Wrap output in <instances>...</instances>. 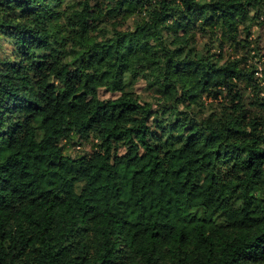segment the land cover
Returning a JSON list of instances; mask_svg holds the SVG:
<instances>
[{
    "label": "trees",
    "instance_id": "1",
    "mask_svg": "<svg viewBox=\"0 0 264 264\" xmlns=\"http://www.w3.org/2000/svg\"><path fill=\"white\" fill-rule=\"evenodd\" d=\"M256 24L264 0H0V264H264Z\"/></svg>",
    "mask_w": 264,
    "mask_h": 264
},
{
    "label": "rangeland",
    "instance_id": "2",
    "mask_svg": "<svg viewBox=\"0 0 264 264\" xmlns=\"http://www.w3.org/2000/svg\"><path fill=\"white\" fill-rule=\"evenodd\" d=\"M132 24V18L128 19L126 24L122 27H126L127 25L130 26ZM189 34V29L186 32V35ZM250 48L254 47L255 49H250L248 52L249 55V64H251L253 61L256 62L258 66H261V53L264 50V24L263 25H252L251 26V34H250ZM210 39H207L206 37L203 36H197V47H203L207 44H209ZM9 45L7 43H4L3 48L6 49ZM259 47L260 51H258L256 48ZM214 48L212 47V50ZM213 51H218V50H213ZM248 50L239 48L237 52H233L232 48L230 46H227L224 55L239 57L242 53H247ZM258 52V54H256ZM47 62L44 66L48 68L50 65ZM148 82L144 78H139L135 81L133 85V90L136 94L140 96L141 99L143 100H151L153 102V107L155 108L157 106L156 104V95L153 89H151L148 86ZM248 93V91H247ZM100 94L103 97L111 95L110 92L101 90ZM206 102L208 104H212L211 106H217V102L211 98L206 99ZM211 106H208L209 108ZM254 109V108H253ZM65 152L69 153L71 155H76V154H81V153H87L90 156V162L93 166H96L100 161H101V155L95 151L90 143V141L84 140V139H79L75 138L73 144H69L65 148Z\"/></svg>",
    "mask_w": 264,
    "mask_h": 264
}]
</instances>
